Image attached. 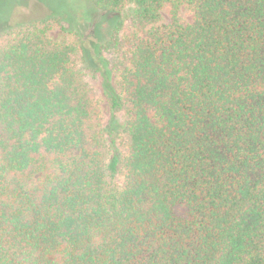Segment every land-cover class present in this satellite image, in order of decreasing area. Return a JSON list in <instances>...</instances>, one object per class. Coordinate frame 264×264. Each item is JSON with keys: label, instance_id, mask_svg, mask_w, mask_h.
<instances>
[{"label": "trees", "instance_id": "obj_1", "mask_svg": "<svg viewBox=\"0 0 264 264\" xmlns=\"http://www.w3.org/2000/svg\"><path fill=\"white\" fill-rule=\"evenodd\" d=\"M69 1L0 8V264H264V0Z\"/></svg>", "mask_w": 264, "mask_h": 264}, {"label": "rangeland", "instance_id": "obj_2", "mask_svg": "<svg viewBox=\"0 0 264 264\" xmlns=\"http://www.w3.org/2000/svg\"><path fill=\"white\" fill-rule=\"evenodd\" d=\"M50 1L51 0H0V8L2 9L1 19H7L8 24L14 25L31 19L46 17L53 12V8L45 4ZM69 2H71V0ZM75 3L77 2L73 1L72 4L74 5L68 8V10H72V12L76 14L77 26L75 29L78 30L79 34L69 33L58 28L51 32V37L55 40H73L77 43L83 41L86 45H90V43L92 44V42H94L100 45L102 40L110 35L113 25L118 19V15L112 12L93 9V3L91 2L90 4H86L87 7L83 4ZM181 15L185 23H190L194 19L192 10L186 6L182 8ZM86 16H91V19L87 20ZM66 25L69 24L66 23ZM3 26L4 23H0V27ZM88 50L89 65L95 67L94 63L97 61V56L94 51V46L91 45L88 47ZM106 77L107 75L105 73L100 75L96 86L99 92V99L105 121L108 125L116 127L122 122V115H114L111 110L106 91ZM110 81L113 83V79ZM175 211L180 216H184L186 213L185 208L181 205H177Z\"/></svg>", "mask_w": 264, "mask_h": 264}]
</instances>
